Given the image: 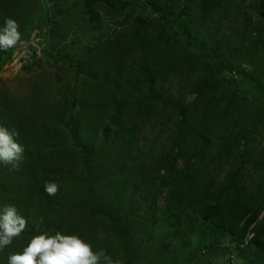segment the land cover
Here are the masks:
<instances>
[{
  "label": "trees",
  "instance_id": "obj_1",
  "mask_svg": "<svg viewBox=\"0 0 264 264\" xmlns=\"http://www.w3.org/2000/svg\"><path fill=\"white\" fill-rule=\"evenodd\" d=\"M83 1L91 24L102 22V8L115 15L130 7L121 0ZM245 1L142 0L145 10L163 20L136 18L134 27L80 56L76 70L82 94L76 110L65 108L62 100L47 105L39 99L29 108L1 91L0 127L19 132L14 139L25 151L18 170L0 163V211L16 207L28 219L29 232V218L40 217L39 226H47L49 236H75L78 228L60 223V217L92 210L115 230L106 244L121 243L120 264H168L167 253L190 237L191 223L200 221L220 232L214 242L192 249L191 264H211L206 261L212 258H222L220 264H264L263 168L254 190L241 171L229 169L224 177L221 168L203 182L197 170L202 149L222 127L216 110L231 96L220 91L225 84L219 76L234 62L220 49L228 38L226 25ZM253 1L264 9V0ZM26 5L25 0H0V29L6 18L19 25ZM244 75L264 96L261 75ZM190 92L204 107L189 119ZM158 124L175 127L167 146L159 144L160 135L153 145L144 135ZM45 182L59 186L56 196L45 192ZM162 225L168 227L159 234ZM13 242L22 253L29 243L25 231Z\"/></svg>",
  "mask_w": 264,
  "mask_h": 264
},
{
  "label": "rangeland",
  "instance_id": "obj_2",
  "mask_svg": "<svg viewBox=\"0 0 264 264\" xmlns=\"http://www.w3.org/2000/svg\"><path fill=\"white\" fill-rule=\"evenodd\" d=\"M25 1L29 6L26 5L19 23L21 41L8 51H0V92L7 91L15 98L26 101L29 108L39 99L44 100L47 105L62 100L67 104L63 105L65 108L67 106L74 110L78 109L82 94V78L77 74L76 66L80 56L105 38L134 27L136 18L147 22L163 20L159 16L155 17L151 9L145 10L142 0H121L125 4H130L129 9H125L122 14L111 15L102 8L103 19L100 24L90 23L83 0ZM115 2L121 4L118 0ZM237 11L233 21L226 25L228 38L220 49L234 62L229 70H225L219 76L225 84L220 91H229L231 96L227 97L216 110L222 114V127L215 133L211 144L202 149L200 155L203 158L197 170L203 182L217 174L221 168L225 170L222 172L224 177L229 169L241 171L249 187L254 190L257 179L262 174L260 169L264 170V164L261 162L264 155V96L257 84L247 80L244 73L260 74L261 83L264 84V9L259 3L248 0L242 3ZM170 20L174 22V17ZM192 90L191 85L188 92ZM187 101L192 105L189 119L192 114L199 115L204 107L200 98L194 92H190ZM74 114L75 111L73 117ZM173 120L178 121V117L174 116ZM163 121L165 122V119ZM174 131V125L158 124L156 128L147 127L144 135L150 138V145H153L155 137L160 135L159 144L167 146L165 140ZM237 136L239 139L235 144ZM68 140L72 146L75 145L73 136L69 135ZM239 144L241 148L235 147ZM64 189L69 192L68 194L71 193L67 185ZM76 194H71L72 197L69 199L77 202L78 199L74 198ZM80 211L68 219L60 217L63 219L60 223L65 222L69 228L77 227L78 233L75 236L90 244L94 252L104 250L106 255L111 257L113 264L122 263L120 259H116L123 251L119 246L121 243L116 241V244H106L108 235H112L115 230L108 225L104 217H97L92 210ZM22 217L27 219L24 215ZM29 221L33 226L32 232L25 230L29 243L34 236L50 234L47 226H44L43 230L42 226H39L40 217H30ZM196 223L190 225L193 229L190 237L167 253L168 264H191L192 249L206 242L212 243L218 238L220 231L214 233L212 225L200 221L197 225ZM57 225L58 223L52 229H57ZM166 226H159L157 233L163 232ZM221 239L229 241L228 237L222 236ZM18 246L17 242H13V245L2 249L0 264H9L8 258L18 253ZM10 250L12 253L6 255ZM153 258L154 255L151 260ZM222 261V258H212L206 263L220 264ZM155 262L157 261L153 260V264ZM203 263L205 264V260Z\"/></svg>",
  "mask_w": 264,
  "mask_h": 264
},
{
  "label": "clouds",
  "instance_id": "obj_3",
  "mask_svg": "<svg viewBox=\"0 0 264 264\" xmlns=\"http://www.w3.org/2000/svg\"><path fill=\"white\" fill-rule=\"evenodd\" d=\"M21 41L18 23L11 19L4 20L0 29V51H8ZM19 132H10L0 127V163L18 170L23 158L24 147L14 137ZM44 190L49 196H56L59 186L54 182H45ZM27 227V220L18 214L16 207L7 206L0 213V250L12 244ZM9 264H113L104 250L93 251L92 246L78 236L64 235L56 232L34 236L22 253L9 256Z\"/></svg>",
  "mask_w": 264,
  "mask_h": 264
}]
</instances>
